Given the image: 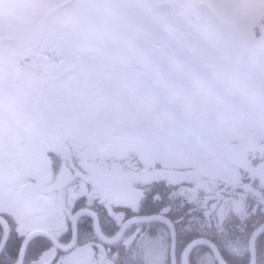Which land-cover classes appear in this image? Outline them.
Segmentation results:
<instances>
[{
    "label": "flooded vegetation",
    "instance_id": "flooded-vegetation-1",
    "mask_svg": "<svg viewBox=\"0 0 264 264\" xmlns=\"http://www.w3.org/2000/svg\"><path fill=\"white\" fill-rule=\"evenodd\" d=\"M258 2L47 0L36 11L34 0H0V16L22 36L0 37V205L11 213L8 226L19 221L30 237L29 259L50 244L52 215L71 206L77 178L94 175L89 194L101 229H125L152 210L156 192L182 193L203 236L177 253L179 264H220L211 244L226 264H264V151L247 145L252 138L264 147ZM189 3L192 14L181 15L178 6ZM64 14L103 38L85 40L52 18ZM245 14L247 23H233ZM44 62L80 71L71 84L38 85L31 72ZM230 81L261 103L252 107ZM176 214L173 206L168 216ZM108 238L124 250L104 264H175L159 233Z\"/></svg>",
    "mask_w": 264,
    "mask_h": 264
},
{
    "label": "snow or ice",
    "instance_id": "snow-or-ice-1",
    "mask_svg": "<svg viewBox=\"0 0 264 264\" xmlns=\"http://www.w3.org/2000/svg\"><path fill=\"white\" fill-rule=\"evenodd\" d=\"M78 182L72 189L74 194L71 206L66 212L54 213L55 233L47 238L50 241L48 246L42 247L35 259L28 258V244L30 237L22 229L19 221H15V229L8 226L5 215L11 213L4 211L0 205V264H104L107 256L112 254L119 256L124 249L108 238L119 236L122 231L129 229L133 234H139L147 229L153 233H159L170 249V258L175 264H179L177 253L180 256L187 255L194 242L200 240L203 231L193 226L196 209L182 193L172 191L156 192L153 195L151 211L144 216L129 218L128 225L121 229L118 225L109 222L101 229L99 225V212L91 209L93 198L90 191L95 188L97 178L94 175L79 176ZM167 188L168 186L165 185ZM4 194H0V199ZM99 200V198H96ZM165 199L169 203H165ZM83 201L82 207L77 209V202ZM103 205V201H100ZM173 206L178 214L169 217L173 212ZM137 212L138 209H133ZM109 216L113 215L109 209ZM85 217H90L87 219ZM188 218L185 224V218ZM15 220V217H13ZM163 224L164 227H156ZM210 220H206L205 226H210ZM177 225H185L179 231ZM62 240L61 238H65Z\"/></svg>",
    "mask_w": 264,
    "mask_h": 264
},
{
    "label": "clouds",
    "instance_id": "clouds-1",
    "mask_svg": "<svg viewBox=\"0 0 264 264\" xmlns=\"http://www.w3.org/2000/svg\"><path fill=\"white\" fill-rule=\"evenodd\" d=\"M196 2L202 4L205 0H196ZM178 11L181 15H191L192 9L190 3L184 6H178ZM254 11L257 13V22H264V0H259V2L254 6ZM52 18L63 27L80 32L85 40L103 38L98 31L84 28L78 18L74 15H54ZM232 19L233 23L237 26H243L248 22L247 14L243 16H234ZM79 71L80 70L78 68L73 66H67L56 62H44L38 64L32 70L30 78L38 85H56L61 82V78H64V83L71 84L79 74ZM198 87L204 91V95L207 100L213 98V94L210 91L204 90L202 85H198ZM229 87L237 95L247 100L252 107L255 108L261 103V99L248 91L240 82L230 81ZM247 145L250 150L264 151V147L258 145L255 139L249 138ZM243 209V202L237 201L235 207L233 208V212L239 216L242 214Z\"/></svg>",
    "mask_w": 264,
    "mask_h": 264
},
{
    "label": "rangeland",
    "instance_id": "rangeland-1",
    "mask_svg": "<svg viewBox=\"0 0 264 264\" xmlns=\"http://www.w3.org/2000/svg\"><path fill=\"white\" fill-rule=\"evenodd\" d=\"M218 2V1H217ZM47 0H34V5L33 7L36 8V11H41L44 6H46ZM13 28H10L9 26V20L4 19L2 16H0V37L3 33H8V34H17V39H21V33L16 31L12 32Z\"/></svg>",
    "mask_w": 264,
    "mask_h": 264
},
{
    "label": "water",
    "instance_id": "water-1",
    "mask_svg": "<svg viewBox=\"0 0 264 264\" xmlns=\"http://www.w3.org/2000/svg\"><path fill=\"white\" fill-rule=\"evenodd\" d=\"M212 249H214L215 253H216V257L219 261L220 264H226V262L223 260V258L219 255L218 251L216 250V248L214 247L213 244H211Z\"/></svg>",
    "mask_w": 264,
    "mask_h": 264
}]
</instances>
